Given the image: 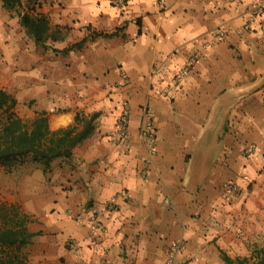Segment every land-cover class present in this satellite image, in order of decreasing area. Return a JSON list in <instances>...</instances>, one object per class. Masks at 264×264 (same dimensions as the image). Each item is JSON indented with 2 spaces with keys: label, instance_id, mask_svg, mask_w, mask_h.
Wrapping results in <instances>:
<instances>
[{
  "label": "crops",
  "instance_id": "0c3cea01",
  "mask_svg": "<svg viewBox=\"0 0 264 264\" xmlns=\"http://www.w3.org/2000/svg\"><path fill=\"white\" fill-rule=\"evenodd\" d=\"M35 6L57 39L37 44L20 22L1 34L0 87L31 104L30 121L46 111L53 129L77 112L99 115L71 157L55 159L48 172L31 163L23 177L25 195L17 198L34 233L29 264H165L180 238L176 264H227L224 253L249 256L263 246L264 0ZM246 23L251 28L238 34ZM218 28L226 35L216 41ZM197 49L199 60L174 86ZM125 103L129 150L116 133ZM144 109L156 129L152 161L141 133ZM250 143L257 147L247 154ZM228 181L240 190L225 198ZM94 213L104 230L93 228Z\"/></svg>",
  "mask_w": 264,
  "mask_h": 264
},
{
  "label": "trees",
  "instance_id": "16d2710c",
  "mask_svg": "<svg viewBox=\"0 0 264 264\" xmlns=\"http://www.w3.org/2000/svg\"><path fill=\"white\" fill-rule=\"evenodd\" d=\"M1 1L8 10L25 2L28 4L26 10L19 12V19L37 44L47 46L49 38L57 39L50 33L48 17L35 12V5L40 0ZM92 32L91 36L116 33ZM82 42L67 47L65 51L80 46ZM17 104V97L0 87V166L11 170L30 161L48 172L55 159L72 156L75 146L94 130V122L99 115L97 112L91 115L77 112L73 122L53 129L46 111H38L31 121H27L18 113ZM0 219V264H29L25 248L34 236L27 227L29 215L13 206L4 212L0 209ZM223 257L227 264H264V245L257 246L249 256L232 258L224 253Z\"/></svg>",
  "mask_w": 264,
  "mask_h": 264
},
{
  "label": "built area",
  "instance_id": "2783aa9c",
  "mask_svg": "<svg viewBox=\"0 0 264 264\" xmlns=\"http://www.w3.org/2000/svg\"><path fill=\"white\" fill-rule=\"evenodd\" d=\"M131 0H109L110 4L118 7L120 9H124ZM236 1V0H234ZM261 11V8H254L252 12L255 14H258ZM251 28L249 23L244 24L242 27L237 29V33L240 34L245 30H249ZM226 35V31L222 28H218L214 31V40H221ZM201 56V53L197 50L194 51V53L189 57V59L186 61L185 64L179 69L177 74L173 77L172 84L174 86H179L181 82L186 78V76L190 73L192 70L194 64L199 60ZM125 76V74H123ZM129 119H130V106L128 103H125L122 106V109L120 111V115L118 118L117 123V139L118 142L124 147V149L129 150L131 148V140H130V131H129ZM141 133L143 136V139L147 145L148 148V160L152 161L153 157L156 153V147H155V133L156 129L153 125V122L147 115V109H144V116L142 120L141 125ZM257 145L255 143H250L245 147V153L250 154L256 149ZM240 190V186L235 181H228L223 189H222V196L225 198H230L234 195H236ZM167 203L171 202L170 198L166 199ZM91 223L93 225V228H95L98 231L104 230V223L103 221L98 217L97 214H93L90 218ZM184 247V239L180 238L177 240H173L170 243V246L167 251V257L165 264H176L177 258L179 254L181 253L182 249Z\"/></svg>",
  "mask_w": 264,
  "mask_h": 264
},
{
  "label": "rangeland",
  "instance_id": "374dc122",
  "mask_svg": "<svg viewBox=\"0 0 264 264\" xmlns=\"http://www.w3.org/2000/svg\"><path fill=\"white\" fill-rule=\"evenodd\" d=\"M28 8V4L25 2L24 5L13 9H6L2 1L0 0V35L4 34L9 28L17 29L19 27V12H22ZM5 60V59H4ZM2 65L9 66L10 62L6 60V63L3 62ZM17 65L15 61L13 66ZM24 70V67H21ZM17 70V68H15ZM1 72V69H0ZM5 72V71H3ZM10 79V78H8ZM53 88V86H51ZM55 88V87H54ZM24 88L19 89V92H22ZM19 97L24 98V93L19 94ZM31 108V104L28 103L25 98L22 101H19L17 104V111L23 116L27 121H30V118L27 117L28 109ZM1 128V123H0ZM32 167L31 162L27 161L23 165L17 167L16 169H8L4 166H0V209L4 211L9 210L13 206H16L20 211L24 212L22 208L21 201L24 199H18L21 197L20 193L25 195V184L23 183V177L27 174V171ZM32 171V170H31ZM23 196V195H22ZM25 198V197H24ZM1 223V219H0ZM261 246V245H259Z\"/></svg>",
  "mask_w": 264,
  "mask_h": 264
}]
</instances>
